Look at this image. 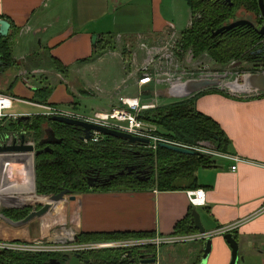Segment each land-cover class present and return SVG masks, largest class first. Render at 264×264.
<instances>
[{
  "label": "crops",
  "instance_id": "crops-1",
  "mask_svg": "<svg viewBox=\"0 0 264 264\" xmlns=\"http://www.w3.org/2000/svg\"><path fill=\"white\" fill-rule=\"evenodd\" d=\"M0 19L9 24L6 36L14 62L8 68L32 88L25 91L26 97L12 95L29 100L34 88L45 86L48 94L43 102L88 115L119 106L118 96L142 103L155 96L159 83H136L144 57L139 43L158 47L178 40L189 24V9L187 0H0ZM93 33L98 35L94 52ZM123 56L132 60L122 64ZM260 92L264 90L233 96L211 86L192 93H196L194 109L217 123L227 138L225 154L239 158L230 169L232 160L209 155L211 164L194 172L193 189L202 190L200 205L188 201L187 192L193 189H88L66 200L55 225L50 226L45 213L18 226L0 217V240L27 244L52 239L60 230H69L73 240L76 233L86 231L172 235L174 223L193 209L202 234L211 233L204 264L227 263L229 249L221 236L225 232L233 235L243 256L248 253L263 263L264 94ZM232 222L238 225L216 231ZM203 238L188 240L184 250L175 248L176 242L159 244L150 263L197 264Z\"/></svg>",
  "mask_w": 264,
  "mask_h": 264
},
{
  "label": "trees",
  "instance_id": "trees-1",
  "mask_svg": "<svg viewBox=\"0 0 264 264\" xmlns=\"http://www.w3.org/2000/svg\"><path fill=\"white\" fill-rule=\"evenodd\" d=\"M189 9L188 26L180 31L177 44L181 50H189L193 56L204 55L206 59L220 67L227 62H246L251 70L257 66L264 70V31L255 30L261 24L256 0H187ZM264 7V0H262ZM242 8L253 14V26L237 25L211 35L215 28L235 19L234 13ZM96 46L93 47V52ZM8 36H0V72L7 69L14 60L10 55ZM101 50V49H100ZM253 71V70H252ZM1 74V73H0ZM11 83V82H10ZM8 83V85L10 84ZM48 88L37 86L32 90L31 101H46ZM264 94V92H260ZM196 93L174 99L166 104L139 110L137 118L156 125L155 132L168 139L181 143H194L202 140L208 144L217 141L216 150L224 152L228 140L224 137L217 123L208 116L194 109ZM11 124V123H10ZM31 130L37 149L44 144H37L43 136L45 127L51 129L57 142L48 144L47 150H40L33 156V187L39 199L66 189L69 194L85 190L154 188L158 190L193 189L196 186L194 172L199 166L211 164L208 155L178 153L159 145L154 150L142 144L128 143L114 136L102 135L96 141H82L81 128L71 124L50 121L43 115H33L21 123ZM138 169L145 179H138L134 173L127 172V166ZM146 169V171H144ZM122 170V173H118ZM112 175V177H109ZM90 178L92 186L86 185ZM30 195L26 201L32 200ZM191 207V206H190ZM30 206L19 208H0L4 217L10 220L21 218ZM177 234L196 231L191 224V211L173 225ZM152 231H100L78 232L74 242L115 240L129 237H149ZM233 237V235H232ZM66 239V238H61ZM156 248L145 244L129 249L121 247H103L73 251L72 254L81 264H136L138 255L155 257ZM126 252L128 256H126ZM66 253L49 251H21L0 248V264H47L49 258L65 262ZM133 260H132V259Z\"/></svg>",
  "mask_w": 264,
  "mask_h": 264
},
{
  "label": "built area",
  "instance_id": "built-area-1",
  "mask_svg": "<svg viewBox=\"0 0 264 264\" xmlns=\"http://www.w3.org/2000/svg\"><path fill=\"white\" fill-rule=\"evenodd\" d=\"M142 52L144 53L143 60L138 65L136 70L140 75L136 79L137 85H144L149 82L164 83V93L166 96H171L175 99L182 98L180 96V89L184 80L196 79V78H213L217 76V72L208 70L205 66L208 59L202 58L201 55L193 56L189 50H181L177 44V40L171 39L166 41L161 46L146 45L139 43ZM184 55V56H183ZM192 60L193 65L201 67L196 74L192 71L186 72L182 65V59ZM125 61L128 64L132 59L131 57H122V64ZM186 61V62H187ZM206 67L205 72L202 68ZM155 95V94H154ZM155 96L149 102H139L135 97H121L118 96L117 100L119 106L110 107L107 111L96 110L91 114H77L71 109L59 108L54 104H48L46 102H34L25 99H20L11 95L0 92V146H11V145H27L31 146L30 150H0V208H19L22 206H36L35 204L26 201L27 198L32 194H36L33 187V156L36 146L31 130L23 127L21 123L17 122V117L28 115L29 119L33 115H43L50 117L53 115H59L63 117H69L72 119L85 121L94 125H100L107 128H113L119 131L128 132L131 135L144 137L147 139V143L142 144L143 147L151 150L155 149V146L159 142L166 144H175L181 147H187L194 149L197 152L204 153L206 155H212L217 157H224L233 161L230 165V169H234V162L238 161L239 158L235 155H226L224 152H219L216 149H212L211 146L206 143L209 147L206 149L201 148L200 142L196 145H182L172 139H168L165 136L155 132V127L148 122L139 120L137 114L139 110L154 107ZM14 103L27 104L35 108L34 111H12L11 108ZM28 119V120H29ZM27 120V121H28ZM11 123V124H10ZM102 136L99 133L92 132L87 140L96 141L97 137ZM86 139L82 138V141ZM188 201L190 205H200L203 201L202 190L193 189L187 192ZM237 222H232L230 225L217 229V232L229 231L230 228L237 226ZM186 233L177 234L172 232V235H152L149 237H129L123 239H115L110 241L100 242H86L76 243L73 240L72 234L70 239H57L59 241L67 240L73 244L71 247L72 252L77 250L94 249L101 247H121L129 249L130 247L144 246L145 244L153 245L155 248L159 244L173 243V242H187L188 240L199 239L202 236H207L211 233ZM213 233V232H212ZM52 240V241H51ZM49 242H56L57 240L52 238ZM38 240L28 242L27 244L0 240V248H7L10 250H21V251H46L49 245H36ZM41 242V241H40ZM49 252H59V250H47ZM71 252V253H72ZM64 253V252H61ZM136 264H151L150 262H140L138 257Z\"/></svg>",
  "mask_w": 264,
  "mask_h": 264
},
{
  "label": "water",
  "instance_id": "water-1",
  "mask_svg": "<svg viewBox=\"0 0 264 264\" xmlns=\"http://www.w3.org/2000/svg\"><path fill=\"white\" fill-rule=\"evenodd\" d=\"M225 1L229 4V0H225ZM256 5L258 6V12H259L262 22L257 28H255V30L258 34H262L264 31V7L262 6V0H256ZM237 25H248L252 27L253 22L245 18H237V19L228 21L227 23H224L223 25L215 28L214 30L211 31L210 34L213 35V34L219 33L225 29H229ZM8 26L9 24L7 21L0 19V36L1 37L7 34ZM96 36H98L96 33H93L90 36L92 47L95 44L94 40ZM262 41H264V38L262 39ZM217 82L218 80H216L215 78H210V79L196 78V79L184 80V82L182 83L181 89H180V96H188L196 92L197 90L214 86ZM241 83H243L246 86V89L243 92L263 91L264 90V70H258V71L247 72V73L242 74ZM28 119H29L28 115L17 117V121H21V122L27 121ZM48 119L52 122L56 121V122H59L61 124H66V125L71 124V125L81 128L82 130L81 138H84V139L89 138L92 132H96L101 135L117 137L123 141H127L128 143H137V144L147 143V139L144 137L134 136L128 132L125 133L123 131H119L113 128L110 129V128L103 127L97 124L94 125L92 123L85 122L83 120L80 121V120L72 119L69 117L66 118V117L59 116V115L50 116L48 117ZM57 141H58V138L54 137V135L51 132V129H49L48 127H45L43 130V136L39 138V140L37 141V144H44L40 148V150H47L48 144H53L54 142H57ZM158 145L168 148V149L170 148L173 151H176L178 153H183V154L187 153V154L196 155V154L201 153L199 151L197 152L194 149H190L187 147H181V146L170 144V143L166 144V143L159 142ZM209 145L211 146L212 149L213 148L216 149L217 141H214L212 144H209ZM30 149H31V146H27V145L25 146L23 145L0 146V150H6V151H11V150H24L25 151V150H30ZM40 150L36 148L33 152L34 155L40 152ZM129 168L130 166H127L126 170H128ZM118 173H122V171H119ZM109 177H112V175H110ZM136 178L142 180V179H145L146 177L142 176V177H136ZM86 185L92 186V181L90 178L86 180ZM64 195H66L67 200L74 198L73 197L74 195L71 193L69 194L68 190L62 189V190L55 192V194L47 195L46 197L47 199L43 200L41 204H39L38 206H33L29 208L27 210V213L19 219L10 220L9 218L4 217L2 212H0V217H2L10 226H18V225L25 224L29 219L33 217H40L42 216L43 213H46L47 211H49L51 207L54 206V204H56V202H58L59 200L63 198ZM190 211H191V224L195 227L198 233L203 232V227L202 225H199L198 216H197L196 211H194L193 209H190ZM221 236H222V239H224L229 249L228 251L229 258L226 264H237L238 261L242 260V256L238 255L237 253L236 239L233 238L231 233H228V232L223 233ZM203 239H204V243H203V246L200 252V257H199L197 264H204L205 258L207 256V252L210 248V239H208L207 236H204ZM126 256H128L127 252H126ZM49 259L50 260L48 261L47 264H64L63 262L57 259H54V258H49ZM138 260L140 262L145 263V262L152 261L153 257H149V256L143 257L142 255H138Z\"/></svg>",
  "mask_w": 264,
  "mask_h": 264
},
{
  "label": "rangeland",
  "instance_id": "rangeland-1",
  "mask_svg": "<svg viewBox=\"0 0 264 264\" xmlns=\"http://www.w3.org/2000/svg\"><path fill=\"white\" fill-rule=\"evenodd\" d=\"M234 17L235 19L237 18H245L249 21H252V17H250V14L245 11L242 8H238L237 11L234 13ZM234 20V19H233ZM184 56V55H183ZM202 58H204L203 55H201ZM183 61V62H182ZM186 59H182V65L179 64V67H184V70L186 72L192 71L193 74H196V72L201 69L200 66L198 65H193L192 64V60L188 59V61L186 62ZM207 67L208 70H213L217 72V76H214L213 78H215L216 80H218V82L214 85L215 87H218L219 89H221L222 91L231 94L233 96H240V95H247L248 92H234L231 91L229 89V86L227 84L233 83V82H237L238 84L241 83V75L247 72H251L253 71H258V70H262V67L257 66L255 68H253L251 70V66L250 64H247L246 62H239V63H235V62H227L226 64H224V66L220 67L218 65H215L214 63L210 62V65H205ZM203 67L202 70L203 72H205L206 67ZM138 69V68H137ZM252 71V72H253ZM0 92H3L7 95H11L12 94L18 96V97H23L25 96V91H29L31 88L30 84L26 83V82H22V79L19 77L18 74H16V70L8 68V69H4L2 72H0ZM13 75V76H12ZM23 76H28V74L24 73ZM14 80L13 83L10 81ZM8 83H10L8 85ZM164 83H159V85L157 86V90L155 91L156 94V99L154 100V105H162V104H166L172 100H174L175 98L171 97V96H166V94L164 93L163 89H164ZM96 92V90L94 91ZM14 96V97H16ZM26 97V96H25ZM12 111H24V110H29V111H34L36 110L35 108L31 107L30 105L27 104H21V103H14L12 108ZM152 125V124H151ZM156 128V125H153ZM177 143H180L182 145L186 144V145H196L198 144V142H200L199 145L201 148L206 149L209 146L204 143L202 140H198L197 142L194 143H181L176 141ZM209 156V155H208ZM129 166V165H128ZM122 171V170H120ZM146 171V169L144 170ZM66 195L63 196V198L61 200H59L58 202H56V204H54V206L51 207V209L49 211H47L46 217H48V221L50 222V226L52 224H57L59 222V217L63 210H64V206L66 203ZM43 201V199H39L38 197L32 201V203H41ZM36 206H38L39 204H35ZM60 212V213H59ZM60 229V228H59ZM65 232V231H64ZM58 235H62V230L61 232H57ZM61 237V236H59ZM54 238V237H53ZM64 238V237H63ZM56 239V238H54ZM57 239H61V238H57ZM56 239V240H57ZM39 242H37L38 244L36 245H49L47 248V250H59V252H64L67 255L66 260L64 262V264H79V260L73 255L70 254L72 252L71 247L73 246V244L71 245L70 242H68L67 240L64 241H59L57 240L56 242H49L51 239H45L44 241H42L43 239H37ZM41 241V242H40ZM52 241V240H51ZM184 243H189V242H177L174 244L175 248H179L181 250H184L185 248V244ZM71 247H70V245ZM173 246V245H172ZM93 249V248H92ZM171 249V248H170ZM46 250V251H47ZM238 255L242 256V263L241 264H260V260L258 257H253L252 255L246 253L245 256H243L240 252V250H237ZM261 264H264L261 263Z\"/></svg>",
  "mask_w": 264,
  "mask_h": 264
},
{
  "label": "bare ground",
  "instance_id": "bare-ground-1",
  "mask_svg": "<svg viewBox=\"0 0 264 264\" xmlns=\"http://www.w3.org/2000/svg\"><path fill=\"white\" fill-rule=\"evenodd\" d=\"M228 86H229V89L231 90V91H234V92H240V91H244L245 89H246V86L243 84V83H237V82H233V83H230V84H227ZM33 197H32V200L31 201H28V202H31L32 203V201H34L36 198H37V195L36 194H34V193H32L31 194ZM47 199V198H46ZM45 200V199H44ZM61 231V230H60ZM59 231V232H60ZM65 231V232H64ZM64 231H62V235H58L57 233L54 235V236H52V238L54 237V238H66V239H70L71 237H70V235H69V230H64ZM59 236H61V237H59Z\"/></svg>",
  "mask_w": 264,
  "mask_h": 264
},
{
  "label": "flooded vegetation",
  "instance_id": "flooded-vegetation-1",
  "mask_svg": "<svg viewBox=\"0 0 264 264\" xmlns=\"http://www.w3.org/2000/svg\"><path fill=\"white\" fill-rule=\"evenodd\" d=\"M127 172L134 173L133 175H135V177H138V175H140V173H142V171L140 172L138 169L132 168V166H130V168L127 170Z\"/></svg>",
  "mask_w": 264,
  "mask_h": 264
}]
</instances>
